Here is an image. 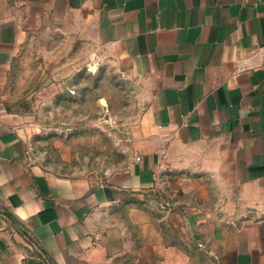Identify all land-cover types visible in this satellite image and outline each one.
Instances as JSON below:
<instances>
[{
    "label": "crops",
    "instance_id": "crops-1",
    "mask_svg": "<svg viewBox=\"0 0 264 264\" xmlns=\"http://www.w3.org/2000/svg\"><path fill=\"white\" fill-rule=\"evenodd\" d=\"M68 17L144 102L102 184L44 168L9 103ZM0 264H264V0H0Z\"/></svg>",
    "mask_w": 264,
    "mask_h": 264
},
{
    "label": "rangeland",
    "instance_id": "rangeland-1",
    "mask_svg": "<svg viewBox=\"0 0 264 264\" xmlns=\"http://www.w3.org/2000/svg\"><path fill=\"white\" fill-rule=\"evenodd\" d=\"M73 17L50 20L22 48L9 103L46 169L102 184L130 165L139 86Z\"/></svg>",
    "mask_w": 264,
    "mask_h": 264
}]
</instances>
